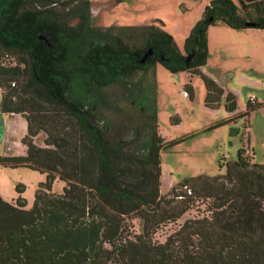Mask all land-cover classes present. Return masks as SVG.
<instances>
[{"label": "trees", "instance_id": "16d2710c", "mask_svg": "<svg viewBox=\"0 0 264 264\" xmlns=\"http://www.w3.org/2000/svg\"><path fill=\"white\" fill-rule=\"evenodd\" d=\"M58 2L0 0V113L27 123L25 156H0V166L45 177L29 209L22 184L16 200L0 196V264H264V164L239 149L234 160L220 157L223 175L200 174L161 195L160 155L178 141L160 134L156 93L161 64L200 75L205 105L224 97L233 114L235 97L201 71L207 31L264 30V0H210L183 51L162 23L95 26L90 0H80L70 24L51 8ZM252 102L232 118L247 121L259 107ZM39 132L43 147L34 144ZM190 210L196 215L175 225Z\"/></svg>", "mask_w": 264, "mask_h": 264}, {"label": "rangeland", "instance_id": "374dc122", "mask_svg": "<svg viewBox=\"0 0 264 264\" xmlns=\"http://www.w3.org/2000/svg\"><path fill=\"white\" fill-rule=\"evenodd\" d=\"M209 1L90 0V10L97 12L91 22L100 27L162 23V29L173 36L178 49L183 51L184 40L201 19ZM232 1L238 5V0ZM60 2L66 1L59 0L57 6L51 7L53 11L70 14L69 23L76 24V8L80 0L68 1L66 8L60 6ZM201 71L223 89L224 96L230 93L235 97V114L244 112L249 100L259 107L248 112L247 121L241 117L232 118L233 115L224 110V97L217 108L205 105L206 92L200 75L184 71L172 74L157 64L160 134L167 142L178 141L160 155L161 195H166L183 180L200 174L223 175L225 167L219 166L220 157H225L226 161L234 160L239 149H253L254 161L264 164V30L210 26L207 31V64ZM219 123L221 125L214 127ZM45 139V133L39 132L34 144L43 147ZM23 170L0 167V179ZM63 187V182L55 180L51 192L59 195ZM34 191L27 187L21 194L27 209L33 204ZM195 215V210H190L175 225ZM173 227L172 224L162 226L156 238L163 240Z\"/></svg>", "mask_w": 264, "mask_h": 264}, {"label": "crops", "instance_id": "0c3cea01", "mask_svg": "<svg viewBox=\"0 0 264 264\" xmlns=\"http://www.w3.org/2000/svg\"><path fill=\"white\" fill-rule=\"evenodd\" d=\"M219 106L220 104L217 107ZM232 115H236L235 112ZM26 132H27V123L21 115L14 116L12 115V113L10 114L0 113V156H25L26 148L22 144L21 140L25 136ZM2 168L12 169L5 167ZM14 169H22V170L24 169V170L23 172H16L11 175L6 174L5 178L0 179V196L7 201H14L15 198L19 196V194L15 191V186L17 184H22L25 189L29 187L32 190H35L38 183L43 182L45 179L43 174H40L39 172L30 170L28 168H14ZM34 173H39V174H34Z\"/></svg>", "mask_w": 264, "mask_h": 264}, {"label": "water", "instance_id": "95a60500", "mask_svg": "<svg viewBox=\"0 0 264 264\" xmlns=\"http://www.w3.org/2000/svg\"><path fill=\"white\" fill-rule=\"evenodd\" d=\"M94 13L97 14V12H95V11H93V10L91 9V10H90V19H91V21H92V19H93V17H94ZM247 25H249V24H247ZM151 54H152V49L149 48V49L145 52V54H144V56H143V58H142L141 61H144V59H145L146 57H148L149 55H151Z\"/></svg>", "mask_w": 264, "mask_h": 264}, {"label": "built area", "instance_id": "2783aa9c", "mask_svg": "<svg viewBox=\"0 0 264 264\" xmlns=\"http://www.w3.org/2000/svg\"><path fill=\"white\" fill-rule=\"evenodd\" d=\"M249 101H252V100H249ZM12 115L17 116L19 114L14 112V113H12Z\"/></svg>", "mask_w": 264, "mask_h": 264}]
</instances>
